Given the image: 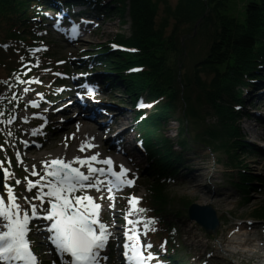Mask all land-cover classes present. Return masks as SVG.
I'll use <instances>...</instances> for the list:
<instances>
[{
    "label": "trees",
    "instance_id": "obj_1",
    "mask_svg": "<svg viewBox=\"0 0 264 264\" xmlns=\"http://www.w3.org/2000/svg\"><path fill=\"white\" fill-rule=\"evenodd\" d=\"M84 1L90 7L116 13L120 24L129 23L128 36L116 33L113 39L97 44L96 59L90 57L78 67L84 72L102 68L108 86H123L126 99L133 106L141 100L144 105H151L134 112L140 121L136 128L149 154L146 174L153 179L146 186L149 195L144 201L148 205L145 215L149 223L153 224L154 218L165 228L164 233L152 228L149 231L154 243L149 250V264H184L183 247L168 220L166 192L167 183L179 173L185 155L167 137L166 126L173 119L184 125L178 144L185 151L192 147L193 133L195 141L227 152L234 165L244 166L237 152L249 144L240 132L242 111L236 104L242 103L244 89L264 70V0H245L241 16L229 13L230 0H178L175 5L164 0H110L105 7L101 0ZM71 5V0H0V42L8 45L0 50L15 58V63L6 62L0 54V66L6 67L5 81L19 84L18 88L39 73L41 59H46L48 65L58 60L53 51L43 48L46 43L36 33V17L45 18L44 11L52 9L60 18H66ZM189 23L194 27L193 33L182 34L180 43L179 34ZM200 39L205 54L199 59L193 57V69L183 72L182 59L188 54L185 47ZM113 45L120 48L114 50ZM203 71L211 75L210 80L202 78ZM52 76L55 81L62 78L59 73ZM208 117H213L214 122L208 123ZM193 129L198 133L195 131L194 135ZM235 180V187L246 197L249 189L259 188L254 185L255 180L264 183L247 169L239 172ZM193 204L184 200L182 211L174 214L183 217L182 212L189 213ZM252 215L264 221V202Z\"/></svg>",
    "mask_w": 264,
    "mask_h": 264
},
{
    "label": "rangeland",
    "instance_id": "obj_2",
    "mask_svg": "<svg viewBox=\"0 0 264 264\" xmlns=\"http://www.w3.org/2000/svg\"><path fill=\"white\" fill-rule=\"evenodd\" d=\"M164 1H168L172 5H175L178 0ZM105 2H108L110 4V0H106ZM245 2V0H230L228 3L229 13L232 15L237 14L241 16L242 10L244 9V6L246 4ZM99 19L88 18V20H90L92 23L95 22L92 26L91 24L85 26V23L87 22L83 23L79 21L77 23V31L74 33V35H76V39L75 37H73L74 35L71 36L67 33V31L70 29V26L68 24L62 25V23L58 19H52L46 24V32L42 29H39V32L43 35L46 43L44 44V47L49 48L51 49V51H53V57L59 60V64H56V62H52L51 65H48L46 59H41L38 63V67L40 69L39 73L29 82V84L23 83L21 85L22 88L20 86V88L17 89V86L19 84L15 85V87L10 88L9 84L7 83L8 80L6 78V67H4V65L0 66V101H4V103L9 105L12 109V114H16L13 118L12 123V126L15 130L13 131L12 129H10L11 123L9 122V120H6L3 116L4 114L0 113V146H2L0 147V157L5 163L6 161H10L9 164L12 165L13 170V183L16 184V180L19 179L22 181V183L20 184L26 185L25 177L29 176L31 170H33V166H30L27 162H25L24 158L21 155L24 152L25 142V137L22 136L25 135L24 133L30 131H35V134L39 136L40 142H37L41 143L43 140L47 139L49 143H46L47 146L45 150H39L34 154L28 155L29 161L38 156H40L41 162H45V157L50 158L52 161L55 158L61 156L74 159L75 157H90L94 154L99 153L102 160L107 157H115V159H112L113 161H117V163L114 164L115 170L117 172L120 171L119 166L124 164V161L116 159V152L118 151L116 148H118V146H121L122 143H119L120 145L114 147L112 142L107 141L106 143V141H104V146L98 145L93 150H87V155L76 153L75 146L81 145V141L79 142L78 138L80 137L81 132L85 126L95 127L99 133L105 135L104 129L99 128L94 124V122L86 120L89 119L87 117L83 119L85 120L83 124H74V122L73 124H71L72 122L69 119L57 118L55 117V115L59 114V111L63 105L61 97H59L58 95L53 96V103H49L48 100L44 99V91H49L48 89H52L54 91V88L59 83L69 80H66L65 77L67 76H63L62 78L57 79V81L49 83V81L52 79V75L50 74L49 69L51 71L55 67V69L57 70H64L66 66H73L78 63L79 58L85 57L82 56L85 51H90L91 54L96 53L97 51L94 49L96 45L113 39L116 33H122L127 36L130 34L129 23L120 24L117 14L110 13L109 18ZM193 28L194 27L191 23L187 25L184 24L183 30L179 34L180 43L184 39L180 38L181 35L184 33L192 35ZM189 37H185V39H188ZM1 43L2 42H0V48H2V46L4 47V49L8 48L7 44L1 46ZM178 48L179 50L184 52L180 45L178 46ZM185 49L188 51L189 55H184V58L182 59L185 65V68H183L182 71L191 72L195 62L193 61V57L199 59L202 55L205 54L206 51L203 49V43L201 39L195 43H188V46L185 47ZM0 54L3 57L2 59L6 58V62L15 63L13 54H11L10 56L8 55V57L6 55L7 53L4 54L1 50ZM20 64L21 62L18 63V65ZM70 70L72 72L76 70V68L72 67L70 68ZM19 71L20 69L18 68V75ZM201 75L203 79H211V75H209L205 71L201 72ZM68 83H70L68 86L71 87V89L65 91L66 98H68L69 96L77 95V88H75L74 85V83H77V80L73 81L72 79H70ZM119 88L120 90L112 95V99L114 101H122L123 106L121 107L128 108L129 104L127 103L128 101L124 93V87L121 86ZM41 92L42 94L40 96L39 93ZM107 97L109 101L112 100L111 97ZM19 99H23V107L21 110L15 111L16 103ZM260 99L261 102L264 103V98ZM29 109L35 110V112L31 113ZM245 110H248V112H250L251 114L262 115V113L264 112V106L245 105ZM180 113L181 110L179 109L177 115L179 116ZM127 116H129L130 118L132 116L131 110L129 108L127 110ZM25 117H28L30 120L32 119L28 127L22 125V120ZM207 119L208 123L214 122L213 117H208ZM240 120V130L242 137L250 144L247 146L245 145L242 151L237 152L239 160L243 161L242 165H246L245 167L241 166V164L238 166L234 165L232 162V158L227 152L216 151L214 148H209L202 142L195 141L193 139V133L190 134V137L192 139V147L190 151H185L178 144L181 140L180 131H182L184 125L178 119H173L166 126L167 137L175 143L176 150L181 153L184 152L185 155L184 161L180 164L179 173L175 176L174 181L170 182L169 184L167 183L168 187L166 193L170 205L168 207V213L170 217H172L176 221L178 230L180 231L178 232L179 235L177 238L183 247L181 256H183V260L186 264H264V227L262 226L261 221L258 222L257 220H252L256 219L252 215L254 209L261 206V204L264 202V186L256 189L255 191L251 190V194L246 197V194L239 191L234 184L238 173L243 171V169L251 171L256 176H259L262 180H264V148H259V145L256 144L262 140H254L249 134H247L251 133V131H255L260 135L264 134V121L260 119L261 126H258L257 124H254L253 121H246V119H243V117ZM128 122L130 123V119H128ZM59 124H61L62 127H65V129H59V127H57V125ZM130 124L126 126H130ZM133 126L134 125L132 124L130 131L133 129ZM193 131L195 135V131L197 130L193 129ZM107 145L111 146L110 151L106 150L105 146ZM147 162L148 160L144 156V162L143 165L140 166V169L131 170L127 175L128 178L134 180L135 187L138 184L137 181H135L136 178H139L138 173L141 174L142 178L139 181L140 185L137 188V191L139 192L135 194H137V197L140 198L139 200L143 198V201L147 200L148 193L146 189L142 187L141 183H143V185L145 186L146 183L148 184V181L150 182L153 180L152 178L147 179V176H145L144 168L147 166ZM101 166L109 167L106 165L97 164V167ZM77 167H79V165H77ZM188 169H190L191 171H188ZM35 170L40 172L41 174L44 173V169L40 171L35 168ZM188 173L191 175H189ZM187 174L190 176L189 178H187ZM31 179L35 181L38 179V177H31ZM198 181H201V183H203V189L194 192V185H197ZM254 184L259 186L257 182H254ZM7 185L9 186L10 184L7 182ZM114 191L116 193L117 190ZM15 193L16 195H18V202L26 204L24 197L27 196L29 199H31L33 196L37 195V190L33 189V191L31 192L32 194H30L27 191L18 189V191ZM204 194L209 195L211 199L213 198V201L217 199L216 201L220 202L219 199H223V201H221V203L219 204H209L210 206L216 208L222 220L221 230L218 234L212 236L209 235L206 230L203 227H200L196 222L190 221V219L187 218L188 213L183 211L182 213H184V216L182 218H177L174 214L175 212L178 213L182 211V204L184 200H188L192 203L202 206H207L206 201H203ZM33 202L39 203V201ZM114 204L115 213L106 214V217L111 222V227L117 224V220L115 219L116 216L119 215L118 218H120L121 215V206L117 203ZM45 207H48V205L46 204ZM138 207H140L139 203ZM145 207L148 209L147 203L144 204L143 208ZM130 209L132 212V206ZM133 213H136V217L132 215L131 220L138 222L140 221L139 223L144 220L145 216H143L141 213L139 214V212L135 211L134 209ZM244 221L248 222V224L252 225V227L248 229L243 228ZM139 223L136 225L140 226ZM136 225L133 224L130 225V227L135 229ZM138 226L137 228L140 230L142 240L143 232ZM251 232L254 233V235H250V238L252 236L251 239H253V242L250 241L248 243L244 242L241 239L237 242L243 241V244H238L237 246L232 247L236 237H238L240 234H248ZM35 239H38L37 235L35 236ZM37 244L39 248H42V244L43 248L45 246L42 242L38 243L37 241ZM255 246L259 247L258 252L255 256L250 255L252 254V252H250L251 248H254ZM231 249H235L237 252H228ZM243 251H246V253H244ZM54 253L55 252H53V255L55 257ZM41 255L44 259V262L46 263L47 253L43 250V252H41Z\"/></svg>",
    "mask_w": 264,
    "mask_h": 264
},
{
    "label": "snow or ice",
    "instance_id": "obj_3",
    "mask_svg": "<svg viewBox=\"0 0 264 264\" xmlns=\"http://www.w3.org/2000/svg\"><path fill=\"white\" fill-rule=\"evenodd\" d=\"M95 92L96 89H93L91 95L94 96ZM93 147L96 145H81L79 151L85 152ZM94 163L109 167H96ZM3 164L4 161H0V166ZM85 166L88 168L87 172L82 170ZM119 168L120 171L117 172L113 159L107 157L101 160L99 153L85 158L75 157L73 161L67 162L64 158L45 161L43 174L33 166L30 175L25 177L26 191L31 193L33 189H37V195L31 199L24 197L28 207L18 202V196L11 185L7 186V201L4 195H0V259L6 262L40 264L32 250L29 234L33 230V221H43L45 226L37 225L36 230L49 234L47 238L67 259V264H103L108 259L106 252L112 232L110 225L101 220L102 203H97V198L89 192L93 189L98 193L102 192L105 190L102 185L107 184L109 209H114V190L133 184V179L127 177L130 170L123 165ZM4 171L7 175H12L7 168ZM32 176L38 179L34 181ZM20 183L22 181L17 179L16 184ZM104 198L101 195L99 200L103 201ZM139 199L131 197L128 203L135 211L145 213L146 209L138 207ZM46 204L48 207H45ZM127 223L133 225L139 222L129 219ZM143 227L144 235H147L150 227L147 223ZM126 237L128 243L124 246V255L127 264H149L150 257L145 254L144 248L146 246L151 249L153 246L144 244L139 229L129 227Z\"/></svg>",
    "mask_w": 264,
    "mask_h": 264
},
{
    "label": "bare ground",
    "instance_id": "obj_4",
    "mask_svg": "<svg viewBox=\"0 0 264 264\" xmlns=\"http://www.w3.org/2000/svg\"><path fill=\"white\" fill-rule=\"evenodd\" d=\"M29 110L31 111V113H34L33 110H31V109H29ZM75 114H78V116L75 117ZM263 114H264V112L262 113L261 117H264ZM79 115H82V117L87 116V117H91L92 119H95L101 127H102V125L109 126L111 123L115 124V122L113 121V117H108V115L105 114V112L102 111V108L98 104L90 101V99H88L87 97H76L75 96V97L69 98L65 102V104L63 105V108L60 110L59 114L58 115L56 114L55 117L59 116L61 119H63V118L64 119H71L72 122H74V124H78V123L79 124H83V119L81 117H79ZM257 116L260 117L259 115H257ZM251 117L255 118L256 115H251ZM31 120L28 117H25L22 120V125L25 126V127H28L30 125V123H31ZM262 121H264V119H262ZM126 124L127 123L121 122L119 126L112 127L106 133H104L105 135L99 133L96 130V128L85 126L83 128L82 132H81L80 137L78 138V141L79 142L81 141V145H85V146H87V145L104 146V141H106V143H107V141H109V142L112 141L114 147H116L117 145H119V143L124 144L127 141V138H124L123 140L121 139L126 134V131H127ZM58 126H61V124H59ZM24 134L25 135L22 136V137H25L24 152L21 155L24 158L25 162H27L30 166H35L36 169L42 171V169H44V162L40 161V159H41L40 156H38V157H36L34 159H31L29 161L28 155L34 154L35 152H38L39 150H45L46 146H47L46 143H49V142H48L47 139H45L41 143H37V138H36L37 134L33 133L32 131L26 132ZM258 135L259 134L257 132H255V131H251V133H250V136L254 140L256 138H259L260 140H262V141H259L256 144L259 145L258 147H263L264 148V134H262L260 136H258ZM93 137H94V139H93ZM254 143H255V141H254ZM81 145L80 146H78V145L75 146V149H76L75 152L76 153H81L82 155H87L86 154L87 151H85V152L79 151ZM94 148L95 147L90 148L88 150L90 151V150H93ZM105 148L108 151L111 150V146L110 145L105 146ZM124 152H125V156L127 157L126 158V163H125L127 167L130 166L132 168H137V167H139V165H141L143 163L144 159L140 158V157H143L142 154H137V155L140 156L138 158L141 159V162L135 164V163H133L131 161V159H135L136 158L135 154L132 153L129 148H126L124 150ZM57 158H64V159H66V162L74 160L72 158H66V157H63V156L57 157ZM112 158L115 159V157H112ZM117 158H119L118 155H117ZM44 161L51 162V159L45 157ZM115 163H117L116 160H114V164ZM125 164H124V166H125ZM77 165L78 164H74V166H77ZM94 166L97 167V164L94 163ZM24 167H26V166H24ZM82 170L87 172L88 168L85 167ZM189 170L190 169H188V171ZM188 174L186 175L187 178H189L190 177L189 175H191V174H189V175ZM32 177H35V176H32ZM35 178H37V177H35ZM102 179H104V178H102ZM202 187H203V183H201V181H198L197 185H194L193 190H194V192H197V191L202 190L203 189ZM102 188L105 189L102 192L98 193V192H96L93 189V190H91L89 192V194L92 195L93 197L97 198V200H96L97 203H102L103 208H102V213H101V220H103L104 223L109 224L110 225V230H113V228H111V222L106 217V214L115 213V208L112 209V210L109 209L110 201L108 199V193L106 191L107 184L102 185ZM101 195H103L105 197L103 201L99 200V197ZM113 195L115 197L114 202L117 203L118 202V199H117L118 198V194H115V192H113ZM212 199H211V197L209 195L204 194L203 201H206L207 205H209V204L210 205H212V204L216 205V204L221 203V201H223V199H221V198L219 199L220 202L216 201L217 199L215 201H213ZM118 217H119V215H117L115 219L118 222H121ZM41 223H42V225L45 224V222H43V221H41ZM251 227H252V225H249L245 221L243 222V228L248 229V228H251ZM127 231H128V226L124 227V225L119 223L114 229V233L112 234V239H111V241L109 243V246H108V249H107V252H106L108 255H111V253H113L112 254L113 260H114V262H116L118 264H120L122 262V257L124 255L125 250H126L124 246L127 245L126 244V242H127V237H126ZM45 233H47V232H45ZM252 234L254 235L253 232L248 233V234H242V235L240 234L238 237H236L232 247H235L238 244L241 245L244 242H248V243L250 241L253 242V239H251L252 236L250 238V235H252ZM241 239L244 242L243 241L237 242V241H239ZM257 247L258 246H255L254 248H251L250 252H252V254H250V255H253V256L256 255V253L258 252V249H259V247L258 248ZM44 249H45V252L47 253L48 259H50V262H51V259H54V255H53V251H52L51 247L46 245ZM228 252L236 253L237 251L235 249H231ZM243 252L246 253V251H243ZM7 263L8 262L0 259V264H7Z\"/></svg>",
    "mask_w": 264,
    "mask_h": 264
},
{
    "label": "water",
    "instance_id": "obj_5",
    "mask_svg": "<svg viewBox=\"0 0 264 264\" xmlns=\"http://www.w3.org/2000/svg\"><path fill=\"white\" fill-rule=\"evenodd\" d=\"M3 184L4 174L0 170V192L3 190ZM189 214L191 219L203 227L208 234L215 235L221 230L222 220L215 207L193 204L189 209Z\"/></svg>",
    "mask_w": 264,
    "mask_h": 264
}]
</instances>
